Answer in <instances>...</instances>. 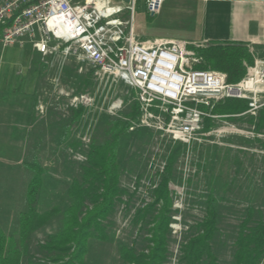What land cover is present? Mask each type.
I'll use <instances>...</instances> for the list:
<instances>
[{
	"label": "rangeland",
	"instance_id": "374dc122",
	"mask_svg": "<svg viewBox=\"0 0 264 264\" xmlns=\"http://www.w3.org/2000/svg\"><path fill=\"white\" fill-rule=\"evenodd\" d=\"M134 29L135 35L148 41L162 36L180 40L190 33L185 22L177 18L157 20L144 8L134 15ZM191 44L189 47H193ZM81 96L91 100L84 102ZM74 97L79 101L76 105L71 104ZM135 98L133 89L120 81L98 80L90 73V65L75 58L42 57L27 47L0 50V229L7 236L17 237L20 213L27 211L26 190L34 173L41 174L43 182L35 204L37 211L64 207L66 189L84 161L75 157H83L90 142L102 141L106 121L122 119ZM113 104L120 106L111 111ZM80 107L83 113L72 124L73 111ZM15 108L19 110L12 111ZM28 108L31 110L27 117ZM207 119L213 120L214 126L204 130L203 120L200 141L189 147L172 144L160 132L143 128L129 130L122 138L118 155L119 164L124 167L121 186L128 195L104 222L109 224L106 231L112 240H91L86 264H124L118 253L121 245L134 248L137 253H149V219L137 224L132 221L138 210L152 203L160 170L171 151H178V156L170 195L179 208V213L172 212L171 216L180 217L181 230L176 236L168 233L164 264L172 259L173 249L181 248L194 233L190 227L205 216L207 195L217 199L218 208V230L211 241L213 254L218 264H232L237 226L244 209L249 204L264 207V148L259 143L264 144V130L256 132L243 121L231 122L223 116ZM134 185L136 189L132 190ZM57 221L58 218L52 220L33 234L28 256L40 258L37 243L57 229ZM26 259L25 256L22 262L26 263ZM68 259L66 255L59 263ZM176 259L179 262V256Z\"/></svg>",
	"mask_w": 264,
	"mask_h": 264
},
{
	"label": "built area",
	"instance_id": "2783aa9c",
	"mask_svg": "<svg viewBox=\"0 0 264 264\" xmlns=\"http://www.w3.org/2000/svg\"><path fill=\"white\" fill-rule=\"evenodd\" d=\"M163 2L0 0V50L27 47L42 57L58 55L86 62L98 80L120 81L135 91L140 110L130 131L143 128L160 132L172 144L189 147L200 141L204 118H218L207 112L214 101L246 100L244 114L255 116L264 106V60L255 59L245 76L231 84L224 74L195 69L199 58L184 42H141L135 38L137 5L143 4L146 12L155 16ZM80 99L91 100L88 96ZM78 102L74 97L71 104ZM119 106L113 104L110 110ZM75 158L85 160L84 156ZM130 188L136 189L135 185ZM172 210L179 213L175 202ZM179 222L180 217L173 214L168 225L172 235L180 233ZM179 255L178 246L167 264H179Z\"/></svg>",
	"mask_w": 264,
	"mask_h": 264
},
{
	"label": "trees",
	"instance_id": "16d2710c",
	"mask_svg": "<svg viewBox=\"0 0 264 264\" xmlns=\"http://www.w3.org/2000/svg\"><path fill=\"white\" fill-rule=\"evenodd\" d=\"M195 50L199 63L197 70L217 71L225 75L227 83H237L246 74L256 57L262 54L259 47L252 50L246 45L233 42H216L201 47H190ZM30 50H28L29 52ZM93 69L90 68V73ZM248 102L242 99H220L214 101L212 115L223 116L227 120L245 122L254 131L264 130V106L256 117L244 114ZM73 111V110H72ZM83 108L73 111L71 122L79 121ZM139 117V105L136 101L129 104L123 113V118L108 119L103 129L104 139L92 141L83 154L79 174L74 177L66 189V205L54 206L42 212L36 209L38 191L43 185L41 174L34 173L26 190L27 211L20 213L17 237L7 236L0 229V264H44L48 261L54 264H86L89 242H109L112 240L106 231L104 222L112 215L116 204L128 195L121 186V175L124 167L119 164V146L123 137L129 132L132 122ZM238 118V119H235ZM29 118H27V121ZM213 121V120H212ZM204 119V130H209L214 123ZM69 121L67 126L71 125ZM67 128V127H66ZM68 129V128H67ZM259 141V140H257ZM262 148H264V144ZM178 151H171L167 163L158 176L159 183L153 191V201L147 208L138 210L132 222L149 219L152 226L149 253H137L134 248L121 245L118 248L119 258L126 263L134 264H164L167 257L169 223L171 222L172 198L170 183L173 179V165ZM205 216L190 228L194 233L181 244L180 264H218L213 254L211 241L217 232L218 208L217 199L212 195L205 198ZM58 218L57 229L46 235L37 243V254L28 256V247L33 234ZM68 256L64 263L61 258ZM27 257L26 263L23 258ZM264 261V207L256 208L249 204L243 211V218L237 226L232 254V264H260Z\"/></svg>",
	"mask_w": 264,
	"mask_h": 264
},
{
	"label": "crops",
	"instance_id": "0c3cea01",
	"mask_svg": "<svg viewBox=\"0 0 264 264\" xmlns=\"http://www.w3.org/2000/svg\"><path fill=\"white\" fill-rule=\"evenodd\" d=\"M141 8L144 5L139 3L136 11ZM144 11L146 12L145 8ZM150 16L163 21L177 18L185 22L190 31L188 36L180 40L172 36L155 38L157 40H175L186 44L190 42L192 46L216 42L240 43L251 50L259 47L258 51L262 56L257 58L264 60V0H164L160 12ZM135 38L141 42L148 41L139 34ZM17 108L12 111H18ZM30 110L28 108L25 111L27 117ZM232 126L234 125L231 124Z\"/></svg>",
	"mask_w": 264,
	"mask_h": 264
}]
</instances>
